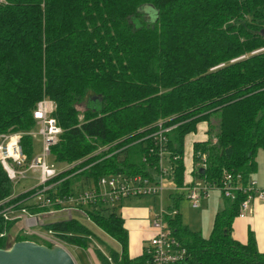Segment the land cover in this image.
Segmentation results:
<instances>
[{
  "label": "trees",
  "instance_id": "obj_1",
  "mask_svg": "<svg viewBox=\"0 0 264 264\" xmlns=\"http://www.w3.org/2000/svg\"><path fill=\"white\" fill-rule=\"evenodd\" d=\"M262 29L264 0H0V133H20L32 158L33 111L43 98L53 102L51 116L62 132L49 156L75 165L51 180L49 194L61 198L93 189L102 175H157L163 147L166 177L177 190L164 220L186 250L173 264H264L252 232L246 243L231 235L242 188L234 199L222 193L224 206L207 237L184 224L178 210L184 139L197 124L208 126L192 156L205 185L219 188L229 174L246 186L256 170L255 155L264 150V50L252 51L264 47ZM159 121L172 126L162 146L152 136ZM12 190L0 164L2 249L31 240L16 234L8 241L17 221L6 220L4 208L46 209L31 203V190L15 196ZM120 206L100 197L80 205L120 246L95 254L101 264H149L148 247L129 257ZM42 227L82 248L96 237L78 218Z\"/></svg>",
  "mask_w": 264,
  "mask_h": 264
},
{
  "label": "built area",
  "instance_id": "obj_2",
  "mask_svg": "<svg viewBox=\"0 0 264 264\" xmlns=\"http://www.w3.org/2000/svg\"><path fill=\"white\" fill-rule=\"evenodd\" d=\"M263 50L264 47L259 48L252 51V54ZM243 57L244 56H240L232 61ZM53 110L54 104L49 99L43 98L37 102L36 108L33 111V117L39 128L38 135L41 137L42 147L41 151L33 155L30 159L22 150L20 133H0V164L5 170L8 178L12 182H16L27 179L30 173H32L34 175L32 179L36 180V183L27 190L32 191V195L29 199H31V203L34 205L46 208L43 212L30 213L27 209L15 208V204L10 205L1 211L6 220L27 222V220L30 219L31 221L33 220V225L41 226L49 222L47 220H42V214L57 218L58 214L66 211L68 216L64 219L75 218V213H81L87 217L80 205L86 204L97 197L108 200L113 204L117 201H121L123 198H129L131 196H159L162 194L164 191L162 180L168 175L169 171V169L162 166V161L164 159L167 160V151L163 147L160 148L158 153L157 175H152V177L125 174L102 175L98 178L96 186L93 189L77 192L68 198L51 196L49 191L55 186V183L51 182V180L60 172L56 170L53 164L50 165L48 163L47 158L50 155V148L57 143L58 137L62 132L55 118L51 116ZM163 123V121L157 122V129L152 134V136L159 141L160 145L166 140L165 134L172 128V126L166 127ZM106 149L107 147L99 148V150ZM204 158L205 155H202L203 160ZM67 166V169H71L75 165L67 164ZM185 185L187 198L192 201V208H198L200 200L208 197L211 187L207 185L203 187L199 186L196 184L195 179ZM241 188L245 194V198L240 202L237 216L243 217L247 215L250 209V203L253 200L264 202V179L261 183L250 180L246 186H241L235 184L232 176L227 174L222 185L219 186L223 195L230 199H234L235 191ZM150 227L153 233L148 240V252L150 254L149 264H173L185 257L186 250L171 234L164 220L163 210L160 209L158 215L150 220ZM47 232L52 234L51 231ZM50 241L53 244H57L52 239H49V243H51Z\"/></svg>",
  "mask_w": 264,
  "mask_h": 264
},
{
  "label": "rangeland",
  "instance_id": "obj_3",
  "mask_svg": "<svg viewBox=\"0 0 264 264\" xmlns=\"http://www.w3.org/2000/svg\"><path fill=\"white\" fill-rule=\"evenodd\" d=\"M80 109L82 110L83 107L80 106ZM81 118H82V114H80V119ZM215 122L216 121L213 119L212 123ZM199 126H201V124ZM206 127L208 128L207 125ZM207 128H205V131L207 130ZM38 132H39V128L38 126H36L32 130V137L35 146L34 155L39 153L42 147L41 137L40 135H38ZM187 153L185 155L186 162L188 160ZM47 161L50 165L53 164L58 172H62L66 170L68 167L66 163H57L54 157L51 156H48ZM162 166L165 167L166 169L170 168L169 163L166 159L162 161ZM33 177L34 175L30 173L27 179H22L20 181L13 182L12 195L15 196L21 194L23 192H26V190H28L30 187H32L34 183H36V180L32 179ZM195 181L197 185L202 187L205 186V183L201 179L196 178ZM162 185L164 187V191L161 195L162 198L161 204L158 196L154 197L153 195H142L139 197L131 196L129 198H123L121 201L115 202V204H120L121 209L123 208V205H128V204H131L132 206H136V207H145L147 210H151V218L153 219L158 215L160 209L166 212L168 211L167 205L170 204L169 194L177 191L175 185L167 177L163 178ZM183 187H184L183 196L178 202V210L181 213L182 222L194 231H199L205 236L209 235L212 229L214 215L221 207L219 206V203L222 202V198H223L221 190L215 186H212L209 190L208 197L200 200L199 207L192 208V201H190L187 198L186 185H183ZM178 192L181 193L182 191L180 190ZM120 208L118 210L119 212L121 210ZM67 216L68 213L64 211L58 214L57 218L45 216V218L42 217V220H47L50 222V221H54L55 219L62 220ZM74 217L78 218L82 223L87 225L96 235V237L89 236L90 241L87 243L88 246L86 248L77 247L74 245H67L65 243L56 240L53 233L51 234L47 232V230H45L43 227H35V225H33L34 224L33 220L31 221L30 219H28L27 222L24 221L22 222L18 220L14 224V226L11 227L9 232L6 233V236L10 243L14 241L16 234H27V236H22V237L24 239H31L36 243L44 244V245L49 243V239H52L54 240V242H56L59 245H62L64 248H66L69 251L76 264H101V262L98 260L95 254V249H99L105 255H108V247L117 251L120 250V246L117 243V241L114 238L107 235L106 232L101 230L94 222L90 221L89 218L88 220L81 213L80 214L75 213ZM34 228H36V230ZM28 234L30 235L36 234L38 237L29 236ZM45 237H47L48 240ZM51 244L53 243L51 242Z\"/></svg>",
  "mask_w": 264,
  "mask_h": 264
},
{
  "label": "crops",
  "instance_id": "obj_4",
  "mask_svg": "<svg viewBox=\"0 0 264 264\" xmlns=\"http://www.w3.org/2000/svg\"><path fill=\"white\" fill-rule=\"evenodd\" d=\"M200 124L201 126H199ZM206 125L207 124L205 122H201L197 124L196 131L191 132L185 136L184 156H183L185 171L183 177V185L197 178V176L194 174L195 166L192 159L193 144L194 142L202 141L207 138V134L205 133L206 132L205 128H207ZM187 151L189 154L187 153ZM186 153L188 156L187 162L185 158ZM256 154L257 155H255L256 157L255 161L257 163V167L255 172L250 176V180H255L258 181V183H261L264 179V150L259 149ZM161 195L158 196V198L160 199V204L162 202ZM219 206L221 207L218 209V211H220L224 206L223 198H222V202L219 203ZM120 214L121 217L123 218L124 228L127 230L128 233V255L131 258L139 256L143 252L144 248L149 246L148 240L153 233L152 228L150 227V220L152 219L151 210H147L145 207H136V206H132L131 204H128V205H123V208L120 210ZM45 216H46L45 214H42L41 217L45 218ZM42 226L43 225L35 226V227H42ZM34 229L36 230V228ZM250 232H252L255 238L258 251L264 253V202L263 201L253 200L250 203V209L247 215L243 217L236 216L232 221L231 235L235 240L241 243H246ZM22 235H27V234H22ZM29 236H37V235L35 234Z\"/></svg>",
  "mask_w": 264,
  "mask_h": 264
},
{
  "label": "water",
  "instance_id": "obj_5",
  "mask_svg": "<svg viewBox=\"0 0 264 264\" xmlns=\"http://www.w3.org/2000/svg\"><path fill=\"white\" fill-rule=\"evenodd\" d=\"M264 34V29L261 30ZM201 172L203 169L201 168ZM0 264H76L72 255L62 245L51 246L31 240L13 243L9 248H0Z\"/></svg>",
  "mask_w": 264,
  "mask_h": 264
},
{
  "label": "bare ground",
  "instance_id": "obj_6",
  "mask_svg": "<svg viewBox=\"0 0 264 264\" xmlns=\"http://www.w3.org/2000/svg\"><path fill=\"white\" fill-rule=\"evenodd\" d=\"M60 246V245H59Z\"/></svg>",
  "mask_w": 264,
  "mask_h": 264
}]
</instances>
